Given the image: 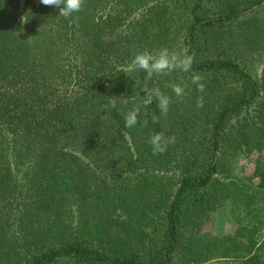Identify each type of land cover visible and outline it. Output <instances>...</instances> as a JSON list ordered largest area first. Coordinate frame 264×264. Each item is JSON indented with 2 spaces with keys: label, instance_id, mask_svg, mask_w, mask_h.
<instances>
[{
  "label": "trees",
  "instance_id": "1",
  "mask_svg": "<svg viewBox=\"0 0 264 264\" xmlns=\"http://www.w3.org/2000/svg\"><path fill=\"white\" fill-rule=\"evenodd\" d=\"M263 7L85 0L64 18L40 0H0V264H200L211 252L212 264H264V70L252 68ZM161 47H186L194 62L152 75L171 97L153 123L146 74L128 64ZM157 132L175 143L153 155ZM240 154H258L250 177L237 173ZM218 220L235 232L207 231Z\"/></svg>",
  "mask_w": 264,
  "mask_h": 264
},
{
  "label": "clouds",
  "instance_id": "2",
  "mask_svg": "<svg viewBox=\"0 0 264 264\" xmlns=\"http://www.w3.org/2000/svg\"><path fill=\"white\" fill-rule=\"evenodd\" d=\"M85 0H40L45 6H51L59 9V16L69 18L73 13L80 12L84 6ZM194 62V55L189 54L188 48H183L180 51L170 50L168 47H161L158 51L144 50L138 52L131 59L128 64L129 72L142 71L146 74L145 81L141 90L150 95L152 100L157 101V108L159 115L152 116L153 123H158L160 117L167 116L171 104V97L163 93L158 87H149L150 79L153 74L166 75L176 71L191 72ZM191 84L196 86L197 91L203 93L206 85L202 82V77L199 74H194L191 77ZM172 92L180 98L185 95V88L179 84H171ZM204 105V97L197 98L196 107L202 108ZM109 107L115 108V100H109L108 104L104 105V109ZM140 115L139 107L133 108L128 111L124 118L125 129L135 127L139 120ZM147 121L144 125L147 126ZM148 144L151 146L153 155L162 154L167 150L169 144L175 143V136L165 137L163 133L157 132L151 135L148 139Z\"/></svg>",
  "mask_w": 264,
  "mask_h": 264
},
{
  "label": "rangeland",
  "instance_id": "3",
  "mask_svg": "<svg viewBox=\"0 0 264 264\" xmlns=\"http://www.w3.org/2000/svg\"><path fill=\"white\" fill-rule=\"evenodd\" d=\"M257 20L259 19L261 22H264V7L260 9L257 12ZM252 68H255L258 75H262L261 72L264 70V45L263 50L261 51L260 55H258L255 66ZM258 158V154H254L251 157H245L244 155L240 154L237 157V173L240 176H247L250 177L255 169L256 160ZM236 230V224L232 222H222L217 221L214 224L210 223L208 225L207 231L210 233H217V232H235ZM200 264H212L214 262H218L219 259L216 257L215 253L211 252L206 255H204L201 258ZM225 264H232L231 262H226Z\"/></svg>",
  "mask_w": 264,
  "mask_h": 264
}]
</instances>
